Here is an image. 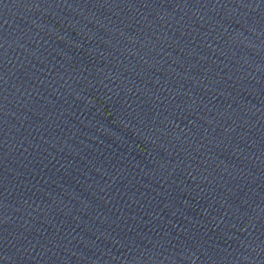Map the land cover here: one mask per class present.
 I'll list each match as a JSON object with an SVG mask.
<instances>
[{"label": "water", "instance_id": "water-1", "mask_svg": "<svg viewBox=\"0 0 264 264\" xmlns=\"http://www.w3.org/2000/svg\"><path fill=\"white\" fill-rule=\"evenodd\" d=\"M0 264H264V0H0Z\"/></svg>", "mask_w": 264, "mask_h": 264}]
</instances>
